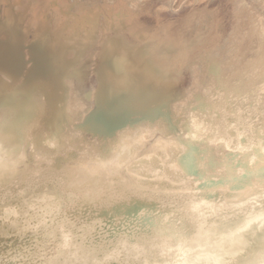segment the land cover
<instances>
[{
	"label": "bare ground",
	"instance_id": "obj_1",
	"mask_svg": "<svg viewBox=\"0 0 264 264\" xmlns=\"http://www.w3.org/2000/svg\"><path fill=\"white\" fill-rule=\"evenodd\" d=\"M0 8V264H22L35 258L33 244L44 246L42 234L38 240L31 225L19 222L21 208L43 198L39 185L51 193V185L65 178L99 191L115 181L182 184L184 176L170 174L169 164L198 175L215 140L207 147L198 138L190 146L178 143L166 125L183 109L201 122L219 119L218 110L227 135L217 139L239 149L231 153L241 158L239 170L244 163L260 166L255 147L264 145L258 135L264 132V0H0ZM165 103L170 110L160 115ZM213 187L220 191L209 202L222 203L224 196L229 207L226 215L210 218L209 226H219L210 238L205 228L200 242L185 246L187 258L240 264L242 253L259 264L264 199L258 190L233 186L229 194L217 181ZM139 203L142 211L157 210L155 202ZM41 207L27 219L39 222ZM97 211L103 231L96 235L116 245L111 216L106 208ZM120 227L127 239L129 230ZM148 228L136 224L131 234ZM128 259L118 255L111 264Z\"/></svg>",
	"mask_w": 264,
	"mask_h": 264
},
{
	"label": "snow or ice",
	"instance_id": "obj_2",
	"mask_svg": "<svg viewBox=\"0 0 264 264\" xmlns=\"http://www.w3.org/2000/svg\"><path fill=\"white\" fill-rule=\"evenodd\" d=\"M197 99L201 105L207 103L202 97L197 96ZM231 107L233 118L229 124L231 135L235 140L237 113L235 105ZM169 110L168 104L165 103L160 115ZM182 111L183 115L170 117L166 125V130L174 134L178 143L190 146L193 138H198L207 147L215 140V144L205 153L207 159L202 161L198 175L189 177L187 173L174 170L169 164L170 174L184 176L182 184L174 186L171 181H168L143 185L140 182L115 181L112 187L99 191L86 182L77 186L70 178H65L51 185V193L47 188L39 185L43 190V198L38 201V205L42 206L41 211H44V217L40 218L39 222L27 219V215L38 206L37 203L28 204L21 208L19 222L25 227L31 225L38 233V240L42 234L44 239L41 243L44 246L33 244L35 258L30 257L22 264H111L118 255L129 257L127 261H121V264H197L187 258L185 246L200 242L197 238L204 233L205 228H208V231L204 234L210 238L213 235V229L219 227L214 221L209 226L210 218L226 215L229 207L224 196L219 198L223 202L216 205L207 199L215 197L220 191L219 187H213V181L225 185L229 194L232 187L237 186L243 191L258 190L260 198L264 199V145L255 147L260 166L249 167L247 163H244V171H240V156L231 155L233 152L238 153L239 149H236L231 142L226 143L225 140L217 139L220 135H227L221 122L223 117L219 111L216 112L219 119L210 118L204 122L188 115L189 109ZM209 111H211V104H209ZM181 121L182 124L178 123ZM243 128L244 125L241 124L240 129ZM258 135L261 140H264V132H258ZM240 139L247 143V137H240ZM47 143L50 144L51 141ZM107 153L108 149H105V154ZM252 153L253 149H250L247 155L251 157ZM226 160H231L233 163L226 166ZM109 163L115 167L118 161L113 160ZM257 180L259 181L258 189L254 182ZM201 186L203 187L198 192L197 189ZM140 201L155 202L157 210L142 211L141 208L144 205L140 204ZM49 208L50 212L45 210ZM97 208H106L111 216L109 223L112 224L113 232L109 234L117 240L116 245L109 243L102 235L99 237L96 235L103 231L94 219L100 214ZM70 216L74 220L71 225H69ZM261 219H264V216ZM145 222L149 225L148 229H136L135 234H131L136 224ZM121 225L129 230L124 233L127 239L121 235ZM244 230V228L240 229L241 232ZM232 235L235 236L236 233ZM57 241L59 244L56 243ZM105 245L107 249H104ZM73 248L76 249L75 252L72 251ZM181 251H183L182 255ZM193 251H199V249H193ZM50 252L53 255L50 256ZM170 253H176L179 259L168 258ZM238 255L242 256V261L247 260L245 254L238 253ZM78 256L79 259L76 258ZM93 257L102 258L93 259ZM225 264H233V262L226 261ZM259 264H264V254Z\"/></svg>",
	"mask_w": 264,
	"mask_h": 264
},
{
	"label": "clouds",
	"instance_id": "obj_3",
	"mask_svg": "<svg viewBox=\"0 0 264 264\" xmlns=\"http://www.w3.org/2000/svg\"><path fill=\"white\" fill-rule=\"evenodd\" d=\"M261 251H262V253H264V248H262ZM191 260L196 262L195 258H193ZM240 264H257V261L254 258H247V260L240 262Z\"/></svg>",
	"mask_w": 264,
	"mask_h": 264
},
{
	"label": "rangeland",
	"instance_id": "obj_4",
	"mask_svg": "<svg viewBox=\"0 0 264 264\" xmlns=\"http://www.w3.org/2000/svg\"><path fill=\"white\" fill-rule=\"evenodd\" d=\"M1 14H2V12H1V8H0V15H1ZM0 18L2 19V17H0ZM1 19H0V20H1Z\"/></svg>",
	"mask_w": 264,
	"mask_h": 264
}]
</instances>
